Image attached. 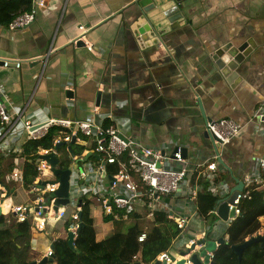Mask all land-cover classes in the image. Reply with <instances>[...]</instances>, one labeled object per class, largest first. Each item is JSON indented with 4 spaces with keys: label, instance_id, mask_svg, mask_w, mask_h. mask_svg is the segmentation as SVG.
<instances>
[{
    "label": "crops",
    "instance_id": "obj_1",
    "mask_svg": "<svg viewBox=\"0 0 264 264\" xmlns=\"http://www.w3.org/2000/svg\"><path fill=\"white\" fill-rule=\"evenodd\" d=\"M34 2L43 7L33 23L18 30L0 25V89L9 112L24 111L23 119L33 123L93 120L118 128L139 147L167 153L181 147L187 164L168 166H187L198 176L199 190L200 179L207 182L210 175L203 164L216 155L206 137V124L231 119L243 130L222 147L224 165L216 159L214 192L227 198L238 182L255 174L264 158V125L251 120L264 98V0H183L184 23L152 46H141L131 29L138 16L137 0ZM248 41L256 47L229 80L214 55L225 46L239 47ZM7 60L10 65L4 67ZM83 145L76 146L80 154L95 146L88 138ZM19 158L17 167L22 168L26 160ZM68 159L62 158L67 168ZM87 161L95 162L91 156ZM10 187L3 209L18 188L28 192L20 185ZM183 194L164 199L167 208L190 218L170 250L174 257L191 233L198 235L218 221L215 216L201 217L195 202ZM26 200L7 209L31 201ZM103 219L97 230L108 235L111 230ZM64 222L51 225L47 234L32 231V261L46 256L56 239H67ZM228 228L218 224L207 242L227 240ZM47 236L53 240L44 246Z\"/></svg>",
    "mask_w": 264,
    "mask_h": 264
},
{
    "label": "built area",
    "instance_id": "obj_2",
    "mask_svg": "<svg viewBox=\"0 0 264 264\" xmlns=\"http://www.w3.org/2000/svg\"><path fill=\"white\" fill-rule=\"evenodd\" d=\"M41 7H43L42 2H34L31 10L16 17L8 28L18 30L27 27L35 21L37 12ZM80 29L83 30L84 28L80 26ZM3 65L8 67L10 62L8 60L3 61ZM19 67L20 63H16V68ZM23 114L24 111L17 113L8 111L0 89V156L4 158L10 154L20 156L26 143L45 137L53 128H59L60 131L54 140L53 148L39 149L37 153L38 158L35 167L38 174L34 183L28 187V193L39 195L28 203L13 205L10 210L7 207L3 209V199L10 191L9 187L13 184L25 187L23 179L25 164L22 168L17 167L6 175V185L2 181L0 183V216L10 213L18 222L30 223L31 231L46 234L51 225L69 220L68 232H72L76 240L79 234V213L82 212L85 205V197L91 195L102 203L103 214L112 216L114 220H127L131 212L139 207H146L147 219L153 220L155 212L161 211L168 214L169 219L174 221L180 233L185 231L190 223V218L175 213L173 209L167 208L164 203L165 198L182 196V192L185 191L183 195L188 194L196 204L200 191L196 187L197 183L192 184L194 174L192 175L193 171L187 166L180 169L168 166L171 162L187 164L181 147L167 153L159 149L139 147L132 138L125 136L118 128L104 125L102 122L49 119L40 123H33L24 120ZM251 120H258L260 124L264 125V98L260 101ZM206 129L207 133L214 138L215 145L220 144L223 147L240 135L243 127L234 120L222 118L208 121ZM87 138L92 139L95 144L90 151H83L81 154L71 152L72 146L76 148L77 145H86ZM58 145L67 149L68 166L70 165L67 169L71 170V175L68 204L56 209L57 198H50L49 195L55 193L60 184L51 165L41 159L40 156L55 153L59 159V168H61L60 160H63L60 159V148H56ZM125 153L128 154L127 161L122 160ZM88 154L91 157L95 155L97 158L99 157L98 161H87L85 157ZM216 159H218L217 155L213 160H207L203 167L206 166V169L210 171V175L206 177L207 182H209V191L219 198V195L214 192L216 181L212 176V173L217 170ZM26 162L31 161L26 160ZM116 164L119 165V170L108 175L107 167ZM242 184L243 190L234 200V204L229 205V211L235 209V217H229L226 222H223L217 216L218 202L217 207L211 212L212 217L217 218V223L213 226L210 225L198 235L188 238L185 248L182 250L184 256L181 253V255L173 257L170 251H166L161 253L154 262L179 264L180 260H184V264H193L191 256L206 249L211 230L222 223L230 227L235 218L240 215L239 205L241 201L250 196V189L264 186V158L260 159L255 174L244 178ZM191 185L194 186L192 189H190ZM222 187L225 188L224 185ZM223 199L225 198H219V201ZM119 211L124 213L120 214ZM145 238L146 234L140 235L139 242H144ZM214 243L217 250L220 244L217 241ZM53 252L48 246L46 257L54 256ZM214 253L206 252L210 262L214 258Z\"/></svg>",
    "mask_w": 264,
    "mask_h": 264
},
{
    "label": "trees",
    "instance_id": "obj_3",
    "mask_svg": "<svg viewBox=\"0 0 264 264\" xmlns=\"http://www.w3.org/2000/svg\"><path fill=\"white\" fill-rule=\"evenodd\" d=\"M32 0H0V25L8 27L19 15L31 10ZM60 129L53 128L39 140L30 141L24 145L21 154L26 160L23 170L25 187L32 185L37 178L35 162L39 149H51ZM75 154H80L72 146ZM76 150V151H75ZM20 156L10 154L4 158L0 156V179L6 185V175L14 171ZM95 162L97 156L91 157ZM125 153L122 160L127 161ZM65 161L60 164L62 169L67 168ZM119 170V165H109L107 174L111 175ZM195 175L192 184L198 180ZM199 191L196 206L201 217L209 219L211 212L217 207L219 198L208 189V182L202 178L199 181ZM12 190V187H9ZM146 207H139L129 214L127 220H114L112 216L103 214L102 203L94 196L85 197L80 222L82 228L75 240L76 250H72L66 238L56 239L54 244V262L48 264H151L157 257L173 248L174 241L179 236V230L168 214L156 211L154 219L146 218ZM240 215L235 218L227 231V240L214 253L211 264H264V244L255 243L243 253L239 261L232 247L243 244L247 239L257 236L263 226L264 218V186L252 187L250 196L241 201ZM101 211L105 222L117 224L119 229L114 230L104 238L98 237L95 212ZM123 214V211H119ZM11 219V220H10ZM10 221V223H7ZM69 220L64 227L68 230ZM0 264H31L29 255L32 252V231L30 223L18 222L11 214L0 216ZM146 234L144 242H139V236Z\"/></svg>",
    "mask_w": 264,
    "mask_h": 264
},
{
    "label": "water",
    "instance_id": "obj_4",
    "mask_svg": "<svg viewBox=\"0 0 264 264\" xmlns=\"http://www.w3.org/2000/svg\"><path fill=\"white\" fill-rule=\"evenodd\" d=\"M182 1L183 0H137L138 16L134 24L131 26V29L137 37V40L141 46H152L161 43L163 41V38L167 36V34L176 30L180 25L184 23L185 20L183 18L180 7V3ZM255 47L256 46L252 41H248L239 47H234L231 45L225 46L215 53L214 59L216 60L217 66L221 70L222 74L226 76V78H230L229 80H231V78L236 77V71L238 67ZM100 100L101 97L100 95H98L97 104L100 103ZM206 137L211 140L216 155L218 156L219 163L224 165L220 157L222 146L220 144L215 145L214 138H212L208 133ZM60 146L61 145H58L56 148L59 149ZM183 155L184 157H186L185 151L183 152ZM89 157L90 154L87 155L86 160ZM40 158L44 159L49 165H51L52 170L57 177V181L60 184L59 189L55 193L50 194L49 197L57 198L55 204L56 209L60 206H66L68 204L67 199L69 195V180L71 170L59 168V159L57 158L55 153H52L50 155H41ZM242 190L243 184L242 182H238L237 186L232 189L230 195L227 198L219 201L217 216L223 222H226L229 217H235V209L229 211V205L234 204V200L238 197L239 193ZM81 216L82 212L79 213L80 218ZM81 228L82 223L80 222L78 232H80ZM67 241L70 248L72 250H76L74 234L72 232H68ZM217 242L221 245L224 244L226 240L224 238H220ZM255 243L264 244V235L258 234L257 236H253L247 239L243 244L232 247L233 252L238 256L239 261L242 260L244 251ZM50 248L52 251H54V244H51ZM208 251H216L214 242L209 243L206 249L201 251V253L193 254L191 256L192 263L211 264L209 257L206 254V252ZM182 255L184 256L185 254L182 253ZM54 260L55 258L53 256H44L40 261H33L31 264H48L53 263ZM184 262V260H180L178 263L184 264ZM136 264L141 263L137 262ZM153 264L161 263L160 261H156Z\"/></svg>",
    "mask_w": 264,
    "mask_h": 264
},
{
    "label": "rangeland",
    "instance_id": "obj_5",
    "mask_svg": "<svg viewBox=\"0 0 264 264\" xmlns=\"http://www.w3.org/2000/svg\"><path fill=\"white\" fill-rule=\"evenodd\" d=\"M59 151L61 152V154H60V159L61 158H65V157H68L67 156V149L66 148H61V149H59ZM39 194H34V195H30V194H28V192L27 191H25V190H23V189H17L16 190V193L15 194H12L11 195V197H9V198H7L5 201V205L8 207L9 205H11V204H13V203H15L16 201H27L26 199H29V197H30V199L31 200H33V199H35L37 196H38ZM95 216H96V227L98 228L99 227V222H100V220H102L104 217H103V214H102V212L101 211H96L95 212ZM104 220V219H103ZM105 226H106V229H107V231H109V230H111V232H113L114 230H118L119 229V227H118V225L116 224L115 225V223H112V222H107L106 224H105ZM262 226H263V228H262V232L260 233V234H262V235H264V219L262 220ZM57 231L55 230V231H53V233H56ZM111 232H109V233H111ZM107 234H104V231H102V230H98V237L99 238H104L105 236H106ZM192 237H194V234L193 233H191L190 234ZM52 240H53V237L52 236H47L46 237V241H45V243H44V246L47 244V243H51L52 242ZM182 248H184V246L182 247ZM182 253V251H176V254L178 255V254H181ZM174 257V256H173ZM33 258V256L30 254L29 255V260H31ZM32 261V260H31Z\"/></svg>",
    "mask_w": 264,
    "mask_h": 264
}]
</instances>
